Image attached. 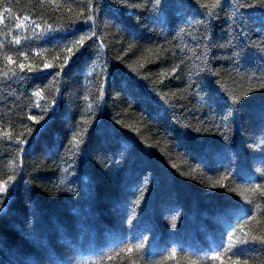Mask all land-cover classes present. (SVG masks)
<instances>
[{"label":"trees","instance_id":"16d2710c","mask_svg":"<svg viewBox=\"0 0 264 264\" xmlns=\"http://www.w3.org/2000/svg\"><path fill=\"white\" fill-rule=\"evenodd\" d=\"M0 264H264V0H0Z\"/></svg>","mask_w":264,"mask_h":264}]
</instances>
